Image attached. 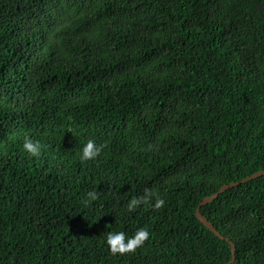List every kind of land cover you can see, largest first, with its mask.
<instances>
[{"label":"trees","instance_id":"16d2710c","mask_svg":"<svg viewBox=\"0 0 264 264\" xmlns=\"http://www.w3.org/2000/svg\"><path fill=\"white\" fill-rule=\"evenodd\" d=\"M260 171L264 0H0V264H228L196 210ZM201 213L264 264V176Z\"/></svg>","mask_w":264,"mask_h":264},{"label":"clouds","instance_id":"9594fccd","mask_svg":"<svg viewBox=\"0 0 264 264\" xmlns=\"http://www.w3.org/2000/svg\"><path fill=\"white\" fill-rule=\"evenodd\" d=\"M42 145L28 137H25L23 142V149L31 156H38L41 152ZM102 145H98L94 140H88L79 151V159L82 162L95 160L101 153ZM154 193L145 189L144 195L140 198H134L128 203V210L134 211L139 204L147 202ZM98 198V193L90 191L86 194L87 201H95ZM163 197L156 199L155 205L160 207L164 205ZM150 236V230L147 227L139 228L134 234L128 236L125 232H109L105 238V242L109 250L113 253H131L141 246L145 240Z\"/></svg>","mask_w":264,"mask_h":264},{"label":"water","instance_id":"95a60500","mask_svg":"<svg viewBox=\"0 0 264 264\" xmlns=\"http://www.w3.org/2000/svg\"><path fill=\"white\" fill-rule=\"evenodd\" d=\"M264 176V171H260L257 172L255 174H253L252 176H249L245 179H243L242 181L239 182H232L229 185H224L222 186L218 192L212 194L211 196L206 197L201 203L200 206L197 208L196 210V217L197 219L206 227L208 228L213 234H215L217 237H219L222 240H225L226 242H228L231 246V251H232V258L230 260V262L228 264H235V260H236V246L235 244L230 240L225 238L224 236H222L220 234V232L214 227V225L208 221V219L206 217L203 216V214L201 213V208L208 205L209 203L213 202L214 200H216L219 195L225 193L226 191H228L229 189H232L236 186H239L240 184H244L246 182H249L251 180L260 178Z\"/></svg>","mask_w":264,"mask_h":264}]
</instances>
